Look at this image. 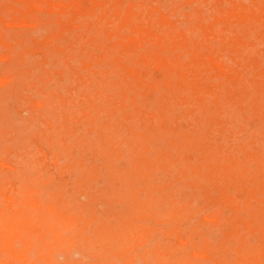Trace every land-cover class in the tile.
Returning a JSON list of instances; mask_svg holds the SVG:
<instances>
[{"label":"rangeland","instance_id":"374dc122","mask_svg":"<svg viewBox=\"0 0 264 264\" xmlns=\"http://www.w3.org/2000/svg\"><path fill=\"white\" fill-rule=\"evenodd\" d=\"M47 1L63 2V6L0 0V222H10L14 242L12 249L0 243V264H18L20 258L19 264H41L42 260L54 264L53 258L55 264H177L178 260L198 263L201 257L203 264H231L239 245L244 264H264V0ZM248 7L250 11L244 10ZM100 30L105 33L99 34ZM159 170L165 172L160 171L163 177ZM178 185L187 189L180 191ZM120 215L124 222L132 220L143 230L139 239L137 236L123 245L128 252L122 248L121 254L114 244L110 253H105L99 230L116 225ZM43 218L58 225L70 218L72 227L61 229ZM44 221L48 227L42 226ZM48 233L56 236L49 239ZM69 233L76 240L82 239L76 243L74 238L70 247L65 243L63 248L60 240H73ZM236 234L243 238L242 243L234 241ZM248 236L254 240L248 242ZM159 238L164 242L160 244ZM39 245L47 253L39 250ZM14 248L20 253L13 257L16 263L11 256ZM113 250L121 255L113 254ZM244 250H249L248 255ZM193 251L197 252L196 259ZM41 255H47L43 256L46 259Z\"/></svg>","mask_w":264,"mask_h":264},{"label":"bare ground","instance_id":"6f19581e","mask_svg":"<svg viewBox=\"0 0 264 264\" xmlns=\"http://www.w3.org/2000/svg\"><path fill=\"white\" fill-rule=\"evenodd\" d=\"M84 1H85V0H84ZM201 1H202V0H201ZM201 1H200V2H201ZM228 1H229V0H228ZM244 1H245V0H244ZM247 1H248V0H247ZM13 2H14V1H13ZM78 2H79V1H78ZM194 2L197 3V0L194 1ZM207 2H209V1H207ZM210 2H211V1H210ZM210 2H209V5H210ZM27 3H28V2H27ZM33 3H34L35 5H37V4H38V5H48V3H49V4H53L54 6H60V5L63 6V2H62V3L60 2L61 4H57L56 2H53V1L50 2V1H47V0H33ZM86 3H87V2H86ZM103 3H104V1H103ZM118 3H119V2H118ZM120 3H121V2H120ZM191 3H192V2H191ZM191 3H188V4H191ZM198 3H199V2H198ZM204 3H205V2H204ZM204 3H201V4L204 5ZM97 4H98V3H97ZM100 4H101V3H100ZM183 4H184V3H183ZM183 4H182V5H183ZM230 4H231V3H230ZM247 4H248V3H247ZM88 5H89V4H88ZM88 5H87V6H88ZM94 5H95V4H94ZM116 5H117V4H115V6H116ZM251 5H252V4H251ZM253 5H254V4H253ZM23 6H24V5H23ZM115 6H114V7H115ZM117 6H118V5H117ZM117 6H116V7H117ZM199 6H200V5H199ZM205 6L207 7V5H205ZM232 6H233V5H232ZM50 7H51V6H50ZM65 7H66V5H65ZM84 7H85V6H84ZM93 7H94V6H93ZM116 7H115V9H116ZM239 7H240V6H239ZM253 7H254V6H253ZM122 8H124V7H122ZM230 8H231V7H230ZM263 8H264V7H263ZM62 9H63V7L61 8V10H62ZM65 9H66V8H65ZM88 9H89V8H88ZM127 9H129V7H128ZM183 9H184V8H183ZM185 9H186V8H185ZM207 9H208V8H207ZM212 9H213V8H212ZM243 9H244V8H243ZM247 9H248V10H247ZM247 9L245 8L244 10H246V11H250L249 7H248ZM255 9H256V6H255ZM258 9H259V8H258ZM37 10H41V9H38V8H37ZM37 10H36V11H37ZM86 10H87V8H86ZM94 10H95V9H94ZM116 10H117V9H116ZM125 10H126V9H125ZM208 10H209V9H208ZM213 10H214V9H213ZM237 10H239V9H237ZM32 11H33V10H32ZM50 11H52V10H50ZM66 11H67V9H66ZM66 11H65V12H66ZM84 11H85V9H84ZM114 11H115V10H114ZM209 11H210V10H209ZM209 11H208V12H209ZM215 11H218V10H215ZM14 12H15V11H14ZM70 12H72V11H70ZM91 12H92V11H91ZM105 12H106V11H105ZM119 12H120V11H119ZM208 12H207V13H208ZM224 12H225V11H224ZM224 12H223L222 15L226 14V13H224ZM238 12H239V11H238ZM16 13H17V11H16ZM96 13H97V12H96ZM115 13H116V11H115ZM219 13H220V12H218L217 14H219ZM88 14H89V13H88ZM103 14H104V13H103ZM116 14H117V13H116ZM122 14H123V13H122ZM125 14H126V13H125ZM157 14H158V13H157ZM182 14H183V13H182ZM188 14H189V13H188ZM190 14H192V13H190ZM193 14H194V13H193ZM193 14H192V15H193ZM220 14H221V13H220ZM71 15H72V14H71ZM84 15H85V14H84ZM93 15H94V14H93ZM100 15H101V14H100ZM126 15H128V14H126ZM226 15H228V14H226ZM226 15H225V16H226ZM190 16H191V15H190ZM193 16H194V15H193ZM210 17H212V15H210ZM226 17H227V16H226ZM240 17H241V16H240ZM76 18H77V17H76ZM190 18H193V17L191 16ZM212 18H213V17H212ZM231 18H234V17H231ZM248 18H249V16H248ZM262 18L264 19V17H262ZM4 19H5V18H4ZM35 19H36V18H35ZM39 19H40V18H39ZM123 19L125 20V18H122V20H123ZM206 19H207V18H206ZM208 19H209V18H208ZM208 19H207V20H208ZM241 19H242V18H241ZM160 20H161V19H160ZM207 20H204V21H207ZM35 21H36V20H35ZM39 21H40V20H39ZM83 21H84V20H83ZM132 21H133V20H132ZM132 21H131V22H132ZM189 21H192V20H189ZM238 21H240V19H239ZM238 21H237V22H238ZM247 21H248V19H247ZM247 21H246V22H247ZM253 21H254V18H253ZM73 22H74V21H73ZM108 22H110V21H108ZM127 22H128V21H126V23H127ZM131 22H130V23H131ZM187 22H188V20H187ZM244 22H245V21H244ZM259 22H260V21H259ZM76 23H77V22H76ZM112 23H113V22H112ZM119 23H120V22H119ZM119 23H118V24H119ZM241 23H242V22H241ZM106 24H107V23H106ZM108 24H109V23H108ZM115 24H116V23H115ZM128 24H129V22H128ZM134 24H136V21L134 22ZM245 24H246V23H245ZM82 25H83V24H82ZM109 25H110V24H109ZM121 25H123V21H122ZM130 25H131V24H130ZM216 25H217V24H216ZM55 26H56V25H55ZM83 26H84V25H83ZM91 26H92V25H91ZM91 26H90V27H91ZM103 26H105V25H103ZM131 26H132V25H131ZM134 26H135V25H134ZM136 26H137V25H136ZM239 26H240V25H239ZM122 27H123V26H122ZM187 27H188V26H187ZM187 27H186V28H187ZM195 27H196V26H195ZM217 27H218V26H217ZM103 28H104V27H103ZM103 28H102V29H103ZM128 28H129V27H128ZM184 28H185V27H184ZM196 28H197V27H196ZM205 28H206V27H205ZM215 28H216V27H215ZM255 28H256V26H255ZM258 28H259V27H258ZM59 29H60V28H59ZM74 29H75V28H74ZM76 29H77V28H76ZM100 29H101V27H100ZM111 29H112V28H111ZM113 29H114V27H113ZM113 29H112V30H113ZM119 29H120V28H119ZM187 29H188V28H187ZM81 30H82V29H81ZM114 30H116V29H114ZM129 30H131V29L129 28ZM137 30H138V28H137ZM185 30H186V29H185ZM254 30H255V29H254ZM58 31H59V30H58ZM70 31H71V30H70ZM135 31H136V30H135ZM189 31H190V29H188V32H189ZM194 31H195V30H194ZM250 31H252V30H250ZM6 32H7V30H6ZM6 32H5V33H6ZM8 32H9V30H8ZM101 32H103V31L100 30V33H99V34H102ZM107 32H108V31H107ZM116 32H117V30H116ZM118 32H119V31H118ZM118 32H117V33H118ZM131 32H132V31H131ZM133 32H134V31H133ZM136 32H137V31H136ZM201 32H202V31H201ZM233 32H234V31H233ZM13 33H14V32H13ZM63 33H64V32H63ZM103 33H105V31H104ZM203 33H204V32H203ZM8 34H10V33H8ZM8 34H7V36L10 38L11 35L9 36ZM11 34H12V33H11ZM187 34H188V33H187ZM195 34H196V33H195ZM233 34L235 35V32H234ZM236 34H237V33H236ZM19 35H20V34H19ZM19 35H18V36H19ZM21 35H23V34H21ZM50 35H51V34H50ZM103 35H105V34H103ZM121 35H122V34H121ZM190 35H191V34H190ZM262 35H263V34H262ZM23 36H24V35H23ZM188 36H189V35H188ZM194 36H195V35H194ZM194 36H193V37H194ZM199 36H200V35H199ZM226 36H227V35H226ZM86 37H87V36H86ZM123 37H124V36H123ZM195 37H196V36H195ZM207 37H208V36H207ZM210 37H212V35H210ZM242 37H243V36H242ZM242 37H241V38H242ZM57 38H58V37H57ZM60 38H61V37H60ZM104 38H105V37H104ZM112 38H113V37H112ZM116 38H117V37H116ZM116 38H115V39H116ZM131 38H132V37H131ZM185 38H186V37H185ZM228 38H229V37H228ZM231 38H232V36H231ZM54 39H55V38H54ZM88 39H89V38H88ZM107 39H108V38H107ZM109 39H110V38H109ZM119 39H120V37H119ZM121 39H122V38H121ZM123 39H124V38H123ZM123 39H122V40H123ZM201 39H202V38H201ZM234 39H235V38H234ZM242 39H243V38H242ZM8 40H10V39H8ZM36 40H37V39H36ZM36 40H35V42H36ZM50 40H51V39H50ZM62 40H63V38H62ZM62 40H61V41H62ZM134 40H135V39H134ZM189 40H190V39H189ZM220 40H221V39H220ZM12 41H14V39H12ZM38 41H40V39H39ZM120 41H121V40H120ZM126 41H127V40H126ZM132 41H133V40H132ZM137 41H138V40H137ZM195 41H196V40H195ZM62 42H63V41H62ZM116 42H117V41H116ZM118 42H119V40H118ZM187 42H189V41H187ZM196 42H197V41H196ZM248 42H249V41H246V44H248ZM24 43H25V41H24ZM60 43H61V42H60ZM63 43H64V42H63ZM78 43H79V42H78ZM190 43H191V40H190L189 44H190ZM241 43H242V42H241ZM7 44H8V43H7ZM57 44H58V43H57ZM118 44H119V43H118ZM120 44H121V43H120ZM191 44H192V43H191ZM9 45L11 46V44H9ZM61 45H62V44H61ZM61 45H60V47H62ZM111 45H113V44H111ZM125 45H126V44H125ZM232 45H233V44H232ZM236 45H237V44H236ZM242 45L244 46V44H242ZM242 45H240V47H241ZM248 45H249V44H248ZM248 45H247V46H248ZM6 46H7V45H6ZM23 46H24V45H23ZM94 46H95V45H94ZM101 46H102V45H101ZM191 46H192V45H191ZM191 46H189V48H191ZM253 46H254V45H253ZM259 46H260V45H259ZM12 48H13V47H12ZM12 48H11V50H12ZM29 48H30V47H29ZM89 48H90V47H89ZM121 48H122V47H121ZM123 48H124V47H123ZM123 48H122V49H123ZM133 48H134V47H133ZM197 48H198V47H197ZM218 48H219V47H218ZM244 48H245V47H244ZM247 48H248V47H246L245 49H247ZM254 48H256V47H254ZM257 48H258V47H257ZM62 50H63V49H62ZM66 50H67V49H66ZM66 50H64V51H66ZM120 50H121V49H120ZM128 50H129V49H128ZM128 50H127L126 52H128ZM21 51H22V50H21ZM95 51H96V50H95ZM123 51H124V50H123ZM123 51H122V52H123ZM255 51H256V50H255ZM73 52H74V51H73ZM75 52H76V51H75ZM20 53H21V52H20ZM103 54H104V53H103ZM122 54H123V53H122ZM58 55H59V54H58ZM78 55H79V54H78ZM107 55H108V54H107ZM214 55H215V54H214ZM261 55H262V53H261ZM129 56H130V55H129ZM25 57H26V56H25ZM104 57H105V56H104ZM204 57H205V56H204ZM206 57H207V56H206ZM54 58H55V56H54ZM100 58H101V57H100ZM128 58H129V57H128ZM25 59H26V58H25ZM49 59H50V57H49ZM103 59H104V58H103ZM106 59H107V58H106ZM213 59H214V58H213ZM67 60H68V59H67ZM93 60H94V59H93ZM210 60H211V59H210ZM226 60H228V59H226ZM57 61H58V60H57ZM75 61H76V60H75ZM120 61H121V60H120ZM262 61H263V60H262ZM252 62H253V61H252ZM259 62H260V61H259ZM24 63H25V62H24ZM208 63H210V61H208ZM213 63H214V61H213ZM262 63H263V62H262ZM12 64H14V63H12ZM251 64H252V63H251ZM251 64H250V65H251ZM29 65H30V64H29ZM98 65H99V64H98ZM103 65H104V64H103ZM106 65H107V64H106ZM230 65H231V64H230ZM232 65H236V63H235V64H232ZM263 65H264V64H263ZM33 66L35 67V65H32V67H33ZM107 66H108V65H107ZM28 67H29V66H28ZM63 67H64V66H63ZM29 68H30V67H29ZM61 68H62V67H61ZM97 68H98V67H97ZM102 68H103V67H102ZM247 68H252V67L248 66ZM33 69H34V68H33ZM211 69H212V68H211ZM212 70H213V69H212ZM196 71H197V70H196ZM25 72H26V69H25ZM190 72H191V71H190ZM210 72H211V71H210ZM250 72H252V71H250ZM26 73H27V72H26ZM35 73H36V72H35ZM90 73H91V72H90ZM105 73H106V72H105ZM108 73H109V72H108ZM184 73H185V72H184ZM97 74H98V73H97ZM116 74H117V73H116ZM194 74H195V73H194ZM255 74H256V73H255ZM258 74H259V73H258ZM262 74H263V73H262ZM262 74H261V75H262ZM21 75H22V74H21ZM21 75H20V76H21ZM25 75H26V74H25ZM27 75H28V74H27ZM101 75H102V74H101ZM219 75H220V74H219ZM219 75H218V76H219ZM246 75H247V74H246ZM18 76H19V75H18ZM20 76H19V77H20ZM67 76H68V75H67ZM19 77H18V78H19ZM30 77H31V76H30ZM64 77H65V76H64ZM111 77H112V75H111ZM113 77H114V76H113ZM215 77H216V76H215ZM221 77H222V76H221ZM225 77H226V76H225ZM225 77H224V78H225ZM252 77H253V76H252ZM22 78H23V75H22ZM24 78H26V77H24ZM65 78H66V77H65ZM65 78H64L63 80H66ZM84 78H85V77H84ZM19 79H20V78H19ZM19 79H18V80H19ZM28 79H29V78H28ZM28 79H27V80H28ZM96 79H97V78H96ZM213 79H214V78H213ZM245 79H246V77H245ZM22 80H23V79H22ZM69 80L71 81L72 79L69 78ZM97 80H98V79H97ZM103 80H104V79H103ZM229 80H230V79H229ZM12 81H14V80H12ZM225 81H226V80H225ZM232 81H233V80H232ZM249 81H250V80H249ZM58 82H59V81H58ZM61 82H62V81H61ZM64 82H65V81H64ZM229 82H230V81H229ZM252 82H253V81H252ZM42 83H43V82H42ZM68 83H69V82H68ZM185 83H186V82H185ZM47 84H48V83H47ZM55 84H56V83H55ZM57 84H58V83H57ZM62 84H63V83H62ZM65 84H66V83H65ZM65 84H64V86H65ZM259 84H260V83H259ZM36 85H37V84H36ZM38 85H39V82H38ZM66 85H67V84H66ZM245 85H246V84H245ZM247 85H248V84H247ZM10 86H12V85H10ZM17 86H18V85H17ZM99 86H100V85H99ZM245 87H246V86H245ZM43 88H44V87H43ZM59 89L61 90V88H59ZM248 89H249V87H248ZM254 89H255V88H254ZM26 90H27V89H26ZM32 90H34V89H32ZM54 90H55V88H54ZM54 90H53V91H54ZM260 90H261V89H260ZM44 91H45V90H44ZM62 91H63V90H62ZM261 91H262V90H261ZM26 92H28V91H26ZM88 92H90V91L88 90ZM50 93H51V92H50ZM50 93L48 92L47 94H50ZM53 93H54V92H53ZM55 93H56V92H55ZM83 93H84V92H83ZM102 93H103V92H102ZM209 93H210V92H209ZM51 94H52V93H51ZM250 94H251V93H250ZM32 95H33V94H32ZM98 95H99V94H98ZM251 95H252V94H251ZM243 96H244V95H243ZM249 96H250V95H249ZM49 97H50V96H49ZM220 97H221V96H220ZM256 98H257V97H256ZM9 99H10V98H9ZM6 100H7V99H6ZM96 100H97V99H96ZM107 100H108V98H107ZM219 100H220V99H219ZM223 100H224V99H223ZM250 100H251V99H250ZM67 101H68V100H67ZM69 101H70V100H69ZM99 101H100V100H99ZM111 101H112V100H111ZM253 101H254V99H253ZM107 102H108V101H107ZM222 102H223V101H222ZM55 103H56V102H55ZM109 103H110V102H109ZM231 103H232V102H231ZM68 104H69V102H68ZM234 104H235V103H234ZM77 105H78V104H77ZM77 105H76V106H77ZM222 105H223V104H222ZM235 105H236V104H235ZM52 106H53V105H52ZM110 106H111V104H110ZM226 106H227V105H226ZM65 107H66V106H65ZM3 108H4V107H3ZM55 108H56V107H55ZM4 109H5V108H4ZM8 109H9V108H8ZM118 109H119V108H118ZM2 110H3V109H2ZM2 110H1V111H2ZM227 110H228V109H227ZM1 111H0V112H1ZM7 111H8V110H7ZM97 111H98V110H97ZM119 111H120V109H119ZM230 111H231V110H230ZM233 112H234V111H233ZM98 113H99V112H98ZM139 113H140V112H139ZM229 113H230V112H229ZM239 113H240V112H239ZM221 114H222V113H221ZM232 114H233V113H232ZM14 115H15V114H14ZM59 115H60V114H59ZM59 115H58V116H59ZM29 116H30V115H29ZM237 116H238V115H237ZM256 116H257V115H256ZM49 117H50V115H49ZM220 117H221V116H220ZM226 117H227V116H226ZM243 117H244V116H243ZM15 118H16V116H15ZM51 118H52V117H51ZM83 118H84V117H83ZM230 118H231V117H230ZM230 118H229V119H230ZM233 118H234V117H233ZM235 118H236V117H235ZM248 118H249V117H248ZM52 119H53V118H52ZM60 119H61V116H60ZM224 119H225V118H224ZM244 119H246V118H244ZM1 120H3V119H1ZM18 120H20V119L18 118ZM21 120H22V119H21ZM33 120H34V119H33ZM81 120H83V119H80V121H81ZM85 120H86V117H85ZM97 120H98V119H97ZM124 120H125V119H124ZM129 120H130V119H129ZM140 120H141V119H140ZM263 120H264V119H263ZM34 121H35V120H34ZM56 121H57V120H56ZM237 121H238V120H237ZM25 122H26V121H25ZM54 122H55V120H54ZM66 122H67V121H66ZM68 122H69V121H68ZM71 122H72V121H71ZM38 123H39V122H38ZM69 123H70V122H69ZM32 124H33V123H32ZM32 124H30V125H32ZM247 124H248V123H247ZM41 125H42V124H41ZM94 125H95V124H94ZM216 125H217V124H216ZM121 126H122V125H121ZM143 126H144V125H143ZM146 126H147V125H146ZM184 126H185V125H184ZM230 126H231V125H230ZM62 127H63V125H62ZM75 127H76V126H75ZM123 127H124V126H123ZM233 127H234V126H233ZM242 127H243V126H242ZM7 128H8V126H7ZM52 128H53V126H52ZM63 128H64V127H63ZM71 128H72V127H71ZM185 128H186V127H185ZM5 129H6V128H5ZM9 129H10V128H9ZM11 129H12V127H11ZM33 129H34V128H33ZM85 129H86V128H85ZM186 129L188 130V128H186ZM21 130H23V129H21ZM24 130H25V129H24ZM46 130H47V129H46ZM57 130H59V129L57 128ZM149 130H150V129H149ZM255 130H256V129H255ZM259 130H260V128H259ZM27 131H28V129H27ZM51 131H52V130H51ZM190 131H191V130H190ZM225 131H226V130H225ZM238 131H239V130H238ZM243 131H244V130H243ZM12 132H13V131H12ZM31 132H33V131H31ZM45 132H46V131H45ZM60 132H61V131H60ZM68 132H69V131H68ZM244 132H245V131H244ZM250 132H251V131H250ZM238 133H239V132H238ZM78 134H79V133H78ZM78 134H77V135H78ZM240 134H241V133H240ZM82 135H83V134H82ZM161 135H162V134H161ZM215 135H216V134H215ZM238 135H239V134H238ZM122 136H123V135H122ZM216 136H217V135H216ZM28 137H29V136H28ZM68 137H70V136H68ZM85 137H86V135H85ZM171 137H172V136H171ZM174 137H175V136H174ZM232 137H233V136H232ZM5 138H6V137H5ZM95 138H96V137H95ZM115 138H116V136H115ZM134 138H138V137H134ZM163 138H164V137H163ZM246 138H247V136H246ZM28 139H29V138H28ZM42 139H43V138H42ZM97 139H98V138H97ZM221 139H222V137H221ZM65 140H66V139H65ZM237 140H238V138H237ZM53 141H54V140H53ZM69 141H70V140H69ZM90 141H91V140H90ZM134 141H135V140H134ZM158 141H160V140L158 139ZM225 141H226V140H225ZM156 142H157V141H156ZM214 142H215V141H214ZM234 142H235V141H234ZM66 143H67V142H66ZM96 143H97V142H96ZM123 143H124V142H123ZM134 143H135V142H134ZM134 143H133V144H134ZM149 143H150V142H149ZM246 143H247V140H246ZM54 144H55V143H54ZM151 144H152V143H151ZM163 144H164V143H163ZM163 144H161V146H162ZM173 144H174V143H173ZM175 144H176V143H175ZM225 144H226V143H225ZM236 144H237V143H236ZM249 144H250V143H249ZM254 144H255V143H254ZM262 144H263V143H262ZM21 145H22V144H21ZM23 145H24V144H23ZM23 145H22V146H23ZM31 145H32V144H31ZM237 145H238V144H237ZM250 145H251V144H250ZM22 146H21V147H22ZM53 146H54V145H53ZM56 146H57V145H56ZM86 146H87V145H86ZM150 146H151V145H150ZM174 146H175V145H174ZM213 146H214V145H213ZM232 146H233V145H232ZM30 147H32V146H30ZM119 147H120V146H119ZM124 147H125V146H124ZM158 147H159V145H158ZM185 147H186V146H185ZM225 147H226V145H225ZM248 147H249V146H248ZM24 148H25V147H24ZM174 148H175V147H174ZM254 148H255V147H254ZM110 149H111V148H110ZM164 149H165V148H164ZM171 149H172V148H171ZM178 149H179V148H178ZM230 149H231V148H230ZM252 149H253V148H252ZM169 150H170V149H169ZM174 150H175V149H174ZM209 150H211V149H209ZM213 150H214V149H213ZM255 150H256V149H255ZM65 151H66V150H65ZM127 151H128V150H127ZM172 151H173V150H172ZM201 151H202V150H201ZM234 151L236 152V150H234ZM66 152H67V151H66ZM173 152H174V151H173ZM231 152H232V150H231ZM240 152H241V151H240ZM240 152H237V154H239ZM126 153H127V152H126ZM166 153H168V152H166ZM175 153H176V152H175ZM52 154H53V153H52ZM52 154H51V155H52ZM132 154H133V153H132ZM149 154H150V152H149ZM155 154H156V153H155ZM183 154H184V153H183ZM216 154H217V153H216ZM217 155H218V154H217ZM261 155H263V154H261ZM165 156H166V155H165ZM172 156H173V155H172ZM212 156H213V155H212ZM5 157H6V156H5ZM95 157H96V156H95ZM242 157H243V155H242ZM244 157H245V156H244ZM59 158H60V157H59ZM64 158H65V156H64ZM129 158H130V156H129ZM180 158H181V157H180ZM237 158H238V157H237ZM245 158H247V157H245ZM20 159H21V158H20ZM88 159H89V158H88ZM96 159H97V158H96ZM164 159H166V158L164 157ZM240 159H241V156H240ZM240 159H239V160H240ZM5 160H6V158H5ZM24 160H25V159H23V161H24ZM61 160H62V156H61ZM61 160H60V161H61ZM121 160L123 161V160H125V159L123 158V159H121ZM190 160H191V159H190ZM206 160H207V159H206ZM212 160H214V159H212ZM219 160H221V159H219ZM6 161H7V160H6ZM23 161H22V162H23ZM54 161H55V160H54ZM62 161H63V160H62ZM95 161H96V160H95ZM118 161H119V160H118ZM118 161H116V162H118ZM181 161H182V160H181ZM192 161H193V160H192ZM237 161H238V160H237ZM259 161H260V160H259ZM2 162H3V161H2ZM84 162H85V161H84ZM179 162H180V161H179ZM250 162H251V161H250ZM250 162H248V163H250ZM29 163H31V162H29ZM85 163H86V162H85ZM125 163H126V162H125ZM167 163H168V162H167ZM169 163H170V162H169ZM169 163H168V165H169ZM176 163H177V162H176ZM241 163H242V161H241ZM244 163H245V162H243V164H244ZM38 164H39V163H38ZM238 164H239V163H238ZM6 165H7V164H6ZM123 165L125 166L126 164H123ZM168 165H167V166H168ZM171 165H172V163H171ZM171 165H169V167H170ZM248 165H250V164H248ZM248 165H247V166H248ZM172 166L175 167V164L172 165ZM181 166H182V165H181ZM241 166H242V165H241ZM10 167H11V165H10ZM79 167H80V166H79ZM157 167H158V166H157ZM186 167H187V166H186ZM32 168H33V166H32ZM238 168H239V166H238ZM252 168H255V167H252ZM33 169H34V168H33ZM100 169H101V168H100ZM122 169H123V168H122ZM155 169H156V167H155ZM101 170H102V169H101ZM202 170H203V169H202ZM160 171H161V170H159V173H160ZM173 171H175V169H173ZM173 171H172V172H173ZM187 171H188V170H187ZM21 172H22V171H21ZM74 172H75V170H74ZM76 172H77V171H76ZM86 172H88V171H86ZM155 172H158L157 169H156ZM155 172H154V173H155ZM162 172H164V171H161V173H162ZM188 172H189V171H188ZM44 173H45V172H44ZM161 173H160V174H161ZM164 173H165V172H164ZM259 173H260V171H259ZM157 174H158V173H157ZM43 175H44V174H43ZM256 175H257V174H256ZM46 176H47V175H46ZM161 176H162V174H161ZM172 176H173V175H172ZM180 176H181V174H180ZM190 176H191V175H190ZM195 176H196V175H195ZM198 176H199V175H198ZM162 177H163V176H162ZM196 177H197V176H196ZM149 178H150V176H149ZM172 178H173V177H172ZM198 178H199V177H198ZM259 178H260V177H259ZM259 178H258V179H259ZM156 179H157V178H156ZM158 179H160V178H158ZM184 179H185V178H184ZM255 179H256V178H255ZM26 180H27V178H26ZM139 180H140V179H139ZM160 180H161V179H160ZM162 180H163V179H162ZM167 180H168V178H167ZM206 180H207V179H206ZM256 180H257V179H256ZM27 181H28V180H27ZM155 181H156V180H155ZM175 181H176V180H175ZM199 181H200V179H199ZM258 181H259V180H257V183H258ZM48 182H49V181H48ZM93 182H94V181H93ZM118 182H119V181H118ZM157 182H158V181H157ZM161 182H162V181H161ZM172 182H174V181H172ZM204 182H205V181H204ZM233 182H234V181H233ZM246 182H247V180H246ZM246 182H245L244 184H248L247 186H253V184L251 185L250 182H249V183H246ZM253 182H254V180H253ZM253 182H252V183H253ZM101 183H103V182H101ZM176 183H177V182H175V184L173 183V186L175 185L174 187H176ZM207 183H208V182H207ZM220 183H221V182H220ZM234 183H235V182H234ZM236 183L238 184V182H236ZM51 184H52V183H51ZM136 184H137V183H136ZM178 184H179V183H178ZM258 184H259V183H258ZM47 185H49V183H48ZM255 185H256V184H255ZM51 186H52V185H51ZM68 186H69V185H68ZM170 186H172V184H171ZM178 186H179V185H178ZM178 186H177V187H178ZM225 186H226V185H225ZM239 186H241V184H238V187H239ZM174 187H172V188L175 190ZM183 187H185V186H183ZM233 187H234V186H233ZM235 187H237V186L235 185ZM238 187H237V188H238ZM46 188H47V187H46ZM50 188H51V187H50ZM181 188H182L181 186L178 187V189H180V191H181ZM185 188H186V187H185ZM241 188H242V187H241ZM241 188H240V190H241ZM8 189H10V188H8ZM167 189H168V188H167ZM167 189H165V190H167ZM182 189H183L182 191H184V190H186L187 188H186V189L182 188ZM188 189H189V188H188ZM212 189H213V188H212ZM226 189H227V188H226ZM235 189H236V188H235ZM43 190H46L45 187H44ZM47 190H48V189H47ZM47 190H46V191H47ZM67 190H68V188H67ZM190 190H191V189H190ZM190 190H189V191H190ZM194 190H195V189H194ZM198 190H199V189H198ZM227 190H230V189H227ZM246 190H247V189H246ZM10 191H12V190L10 189ZM16 191H17V190H16ZM46 191H45V194H46ZM180 191H179V193H181ZM195 191H196V190H195ZM259 191H260V190H259ZM141 192H142V191H141ZM143 192H144V191H143ZM175 192L177 193V191H174V193H175ZM211 192H213V190H211ZM215 192H216V191H215ZM228 192H229V191H228ZM247 192H248V191H247ZM253 192H254V191H253ZM15 193H17V192H15ZM156 193H157V191H156ZM198 193H200V192L198 191ZM198 193H197V194H198ZM231 193H232V192H231ZM242 193H243V192H242ZM248 193H249V192H248ZM13 194H14V193H12V196L10 195L9 197H13ZM36 194H37V193H36ZM43 194H44V193H43ZM43 194H41V195H43ZM85 194H86V193H85ZM141 194H144V193H141ZM182 194H184V193H182ZM190 194H191V193H190ZM190 194H189V195H190ZM197 194L195 195L194 200L196 199ZM176 195H177V194H176ZM184 195H185V194H184ZM233 195H234V194H233ZM250 195H251V194H250ZM141 196H142V195H141ZM185 196H186V195H185ZM234 196H236V195H234ZM244 196H245V195H244ZM170 197H171V196H170ZM177 197H178V196H177ZM181 197H182V196H181ZM181 197H180V195H179V198H181ZM186 197H187V196H186ZM252 197H253V196H252ZM258 197H259V196H258ZM2 198H3V196H2ZM15 198H16V197H15ZM148 198H149V197H148ZM148 198H147V199H148ZM188 198H189V196H188ZM200 198H201V197H200ZM237 198H238V197H237ZM237 198H236V199H237ZM240 198H241V197H240ZM262 198H263V197H262ZM11 199H12V198H11ZM11 199H10V200H11ZM43 199H44V195H43L42 200H43ZM185 199H186V198H185ZM185 199H184V200H185ZM242 199H243V198H242ZM242 199H241V201H242ZM253 199H254V198H253ZM21 200H23V199H21ZM27 200H28V199H27ZM27 200H26V201H27ZM29 200H30V199H29ZM166 200H168V199H165L164 201H166ZM182 200H183V199H182ZM202 200H203V198H202ZM250 200H251V199H250ZM255 200H256V199H255ZM261 201H262V200H261ZM22 202H23V201H22ZM155 202H157V201H155ZM167 202H168V201H166V204H168ZM253 202H254V201H253ZM256 202H257V201H256ZM256 202H255V203H256ZM262 202H264V201H262ZM262 202H261V203H262ZM5 203L7 204V201H6ZM16 203H17V202H16ZM99 203H100V202H99ZM102 203H103V202H102ZM102 203H100V204H101V205H104V204H102ZM162 203L164 204L165 202H162ZM175 203H177V201H176ZM194 203H197V201H194ZM241 203H242V202H241ZM241 203H240V204H241ZM2 204H3V203H2ZM12 204H13V203H12ZM31 204H32V203H31ZM157 204H159V203L157 202ZM197 204H198V203H197ZM204 204H205V203H204ZM27 205H29V204L27 203ZM87 205H88V204H87ZM98 205H99V204H98ZM101 205H100V207H101ZM241 205H242V204H241ZM13 206H14V205H13ZM104 206H105V205H104ZM153 206H154V205H153ZM162 206H164V205H162ZM209 206H210V205H209ZM215 206H216V205H215ZM3 207H5V205H3L2 208H3ZM98 207H99V206H98ZM138 207H140V206H138ZM157 207H158V205H157ZM166 207H167V205H166ZM169 207H170V206H169ZM169 207H168V208H169ZM213 207H214V206H212L211 208H213ZM241 207H242V206H241ZM33 208H34V207H33ZM33 208H32V209H33ZM136 208H137V207H136ZM153 208H154V207H153ZM155 208H156V205H155ZM220 208H221V207H220ZM220 208H219L218 211H220ZM247 208H248V207H247ZM9 209H10V206H9ZM23 209H24V208H23ZM102 209H103V206H102ZM149 209H150V208H149ZM156 209H157V208H156ZM185 209H186V208H185ZM201 209H202V208H201ZM227 209H228V208H227ZM227 209H226V210H227ZM240 209H241V208H239V211H242V210H240ZM248 209H249V208H248ZM259 209H260V208H259ZM25 210H26V208H25ZM25 210H24V211H25ZM28 210H29V208L27 209V212H28ZM78 210H79V209H78ZM224 210H225V209L223 208V212H225ZM257 210H258V209H257ZM18 211H19V210H18ZM22 211H23V210H22ZM136 211H137V210H136ZM186 211H187V209H186ZM202 211H203V213H204L205 210L203 209ZM227 211H228V210H227ZM227 211H226V212H227ZM229 211H230V210H229ZM157 212H158V210H157ZM200 212H201V211H200ZM200 212H199V214H200ZM223 212H222V214H223ZM226 212H225V213H226ZM246 212H247V211H246ZM7 213H8V212H7ZM24 213H25V212H24ZM77 213H78V211H77ZM99 213H100V211H99ZM220 213H221V212H220ZM229 213H230V212H229ZM229 213H226V214H229ZM241 213H242V212H241ZM9 214L11 215V213H9ZM16 214H17V213H16ZM32 214L34 215L33 210H32L31 215H32ZM83 214H84V213H83ZM197 214H198V213H197ZM4 215H5V214H4ZM21 215H22V214H21ZM31 215H30V218H31V219L29 218L30 220H32ZM36 215H37V214H36ZM39 215H40V214H39ZM126 215H127V214H126ZM164 215H165V214H164ZM2 216H3V215H2ZM5 216H6V215H5ZM17 216H19V215H17ZM82 216H83V215H82ZM121 216H123V215H120V216H118V217H121ZM198 216H199V215H198ZM204 216H205V215H204ZM263 216H264V215H263ZM13 217H14V216H13ZM19 217H20V216H19ZM26 217H27V216H26ZM26 217L24 216V217H22V218H25V219L28 220V218H26ZM33 217H34V216H33ZM35 217H36V216H35ZM87 217H88V215H87ZM106 217H107V216H106ZM194 217L196 218V213H195V215L193 216V218H194ZM245 217L247 218V213H246V216H245ZM255 217H256V215H255ZM6 218H7V217H6ZM39 218H42V217L40 216ZM109 218H111V217H109ZM109 218H108V219H109ZM212 218H214V217H212ZM246 218H245V219H246ZM10 219H11V218H10ZM12 219H13V218H12ZM35 219H36V218H33V220H35ZM43 219L45 220V218H43ZM43 219H42V220H43ZM0 220H1V216H0ZM5 220H6V219H5ZM27 220H24L25 224H26ZM30 220L28 221L29 223H30ZM49 220H50V219H49ZM49 220H48V218H47L45 221H49ZM53 220H54V219H53ZM124 220H125V219H122V217H121L120 220H119L120 222L116 223V225H114V226H109V227H108V230H107V229L99 230L98 235H102L101 238H102V240H103L102 244H103V246H104V249H105L104 252H105V253H107V251H108V253H110V251H109V250H110V245H114V244H115L116 247H117L116 251H117L118 249H121V254H123V249H124L123 245L127 246L126 244H129L131 240L136 239L137 236H138L137 239H139V235L141 234V231H142L143 229H142V228H141V229L138 228V225H137V224H134V223L132 222V220L127 221V222H124ZM192 220H193V219H192ZM192 220H191V221H192ZM207 220H208V219H207ZM242 220H243V219H242ZM255 220H256V218H255ZM3 221H4V220H3ZM14 221H16V220H15V217H14ZM21 221H22V219L20 220V222H21ZM45 221H44L43 223H46V225H42V226H45V227H46V226L49 225V224H47V222H45ZM61 221H62V224L60 223L59 225L56 224V222H55V223H54L53 221H52V222H53L54 224H56V226H58V227L60 226V228H61V226L64 227V226L66 225V226L69 227V226L71 225V223H70V218H64V219L61 220ZM80 221H81V220H80ZM97 221H99V220H97ZM144 221H145V220H144ZM146 221H147V220H146ZM174 221H175V220H174ZM184 221H185V219H184ZM8 222H9V221H8ZM24 222H23V223H24ZM31 222H32V221H31ZM37 222H38V221H37ZM40 222H41V219H40ZM49 222H50V224L52 223L51 220H50ZM49 222H48V223H49ZM113 222H114V221H113ZM213 222H214V221H213ZM3 223L5 224L6 222H3ZM12 223L14 224V222H12ZM16 223H18V222H16ZM29 223H28V225H29ZM32 223H33V222H32ZM35 223H36V222H35ZM35 223H34V225H35ZM53 223H52V224H53ZM92 223H94V221H92ZM4 224H1V222H0V239H1V242H0V243H2V244H3L5 247H7V249H8V248H11V247H12V242H13V236H12V235H13V230H12V228H10V227H12V226H10V222H9V224H8V223H6V225H4ZM88 224H89V226H90V223H88ZM152 224H153V223H152ZM154 224H155V223H154ZM163 224H164V223H163ZM183 224H184V222H183ZM183 224H182V225H183ZM236 224L238 225V223H236ZM236 224H235V227L237 228ZM22 225H23V228H24L25 225H24V224H22ZM30 225H31V224H30ZM30 225H29V226H30ZM79 225H80V224H79ZM182 225H181V226H182ZM201 225H202V224H201ZM249 225H250V222H249ZM2 226H4L5 228L2 227ZM17 226H18V225L16 224V227H17ZM19 226H20V224H19ZM29 226H28V227H29ZM36 226H38V225H36ZM54 226H55V225H54ZM54 226H53V227H54ZM73 226H74V225H73ZM89 226H88V227H89ZM242 226H243V225H242ZM246 226H247V224H246ZM1 227L4 228L5 231H4V230L2 231V228H1ZM16 227H15L14 230H16ZM20 227H21V226H20ZM26 227H27V226H26ZM47 227H48V226H47ZM50 227H51V226H50ZM63 227H62V228H63ZM71 227H72V225H71ZM74 227H75V226H74ZM203 227H204V226H203ZM211 227H212V226H211ZM247 227H248V226H247ZM31 228H32V226H31ZM31 228H30V229H31ZM62 228H61V229H62ZM90 228L92 229V228H93V225H92V227H90ZM90 228H89V229H90ZM196 228H197V227H196ZM212 228H213V227H212ZM236 228H235V229H236ZM244 228H245V227H244ZM244 228H242V230H243ZM253 228H254V227H253ZM21 229H22V228H20L19 230H21ZM43 229H44V228H43ZM43 229H42V230H43ZM48 229H49V228H48ZM51 229H52V227H51ZM51 229H50V230H51ZM54 229H55V228H54ZM65 229H66V228H65ZM70 229H74V228H70ZM76 229H77V225H76ZM87 229H88V228H87ZM89 229H88V231H89ZM207 229H208V228H207ZM210 229H211V228H210ZM245 229H246V228H245ZM254 229H255V228H254ZM26 230H27V228L25 229V231H26ZM42 230H41V231H42ZM50 230H49V231H50ZM55 230H56V229H55ZM68 230H69V229H68ZM83 230L86 231V229H83ZM187 230H188V229H187ZM197 230H198V229H197ZM213 230H215V229L213 228ZM239 230H241V228H240ZM242 230H241V231H242ZM52 231H53V230H52ZM157 231H159V230H157ZM157 231H156V232H157ZM208 231H209V230H208ZM18 232H20V231H18ZM37 232H38V231H37ZM37 232H35V233H37ZM45 232L47 233L48 230L45 231ZM54 232L56 233V231H54ZM54 232H53V233H54ZM59 232H60V231H59ZM59 232H58V233H59ZM65 232H66V230H65ZM65 232H64V233H65ZM159 232H160V231H159ZM183 232H184V231H182V233H183ZM209 232H210V231H209ZM215 232H216V230H215ZM217 232L221 233L219 230H218ZM233 232H234V231H233ZM243 232H245V231L243 230ZM243 232H242V233H243ZM253 232H254V231H253ZM263 232H264V231H263ZM29 233H30V232H29ZM38 233L40 234V232H38ZM53 233H52V235H51L50 233L47 234V235L49 236V237H48L49 239L51 238L50 236H52V237H55V236H56V235L53 234ZM62 233H63V232H61L60 234H62ZM74 233H75L74 235H76V230L74 231ZM131 233H133L134 235H131ZM153 233H154V232H153ZM219 233H218V234H219ZM254 233H256V230H255ZM2 234H3V235H2ZM18 234H19V233H18ZM18 234H14V235H17V236H18ZM20 234H21V232H20ZM30 234H32V233H30ZM49 234H50V235H49ZM56 234H57V233H56ZM69 234H71V233H69ZM72 234H73V233H72ZM72 234H71V235H72ZM90 234H91V231H90ZM154 234H155V233H154ZM159 234H160V233H159ZM210 234H211V233H210ZM210 234H208V235H210ZM212 234H214V232H212ZM218 234H216V235H218ZM232 234H234V233H232ZM237 234H238V233H237ZM237 234L234 235V236L237 238V239H235V237H234V241L237 242V240H238L239 243H242V242H243V238H238V235H237ZM240 234H241V233H240ZM245 234H247V233H245ZM40 235H41V234H40ZM43 235H44V234H43ZM53 235H54V236H53ZM66 235H67V234H66ZM152 235H153V234H152ZM249 235H251V233H250ZM262 235H263V234H262ZM17 236H16V237H17ZM21 236H22V235H21ZM21 236L19 235L17 238H19V237H21ZM27 236H30V235H27ZM36 236H37V235H36ZM41 236H42V235H41ZM59 236H60V235H59ZM156 236H157V237H156ZM181 236H182V235H181V233H180V238H182ZM196 236H197V235H196ZM246 236H247V235H246ZM30 237H31V236H30ZM33 237H34V236H33ZM33 237H32V238H33ZM37 237H38V236H37ZM39 237H40V236H39ZM57 237H58V236H57ZM57 237H56V238H57ZM71 237H73V235H72ZM81 237H83L82 234H81ZM93 237H95V236L93 235ZM154 237L158 238V235L155 234ZM159 237H163V236L160 234ZM185 237H186V236H185ZM197 237H198V236H197ZM211 237H212V236L210 235V238H211ZM251 237H252V236H251ZM14 238H15V236H14ZM27 238H28V237H27ZM42 238H44V237H42ZM45 238H46V236H45ZM45 238H44V239H45ZM74 238H75V241H74ZM79 238H80V237H79ZM79 238L76 240V237L74 236V237H73V240H72V239H71V240L69 239V240H67V242L64 241L65 239H64V240H60L59 237H58V239H56V240H58V241L60 240L61 243H59V242H58V243H59L60 245H62L63 248H64V246L66 245L65 243L68 244V245H66V247H70V246H71V245H70V241H74V242L78 243ZM149 238H150V237H149ZM152 238H153V236H152ZM214 238H215V236H214ZM262 238H263V237H262ZM22 239H24V238L22 237ZM38 239H39V238H38ZM54 239H55V238H54ZM54 239H53V240H54ZM80 239H82V238H80ZM86 239H87V238H86ZM182 239H183V238H182ZM212 239H213V238H212ZM212 239H211V240H212ZM248 239H249V236H248ZM251 239H252V241L254 240L253 237H252ZM251 239H249L248 242H249V241L251 242ZM19 240H20V239H19ZM25 240H26V239H25ZM32 240H33V239H30V241H32ZM45 240H47V239H45ZM88 240H89V239H88ZM88 240H87V241H88ZM114 240H116V241H114ZM148 240L152 241L153 239L151 240V238H150V239H148ZM148 240H146V242H148ZM159 240H160V241H159L160 244L164 242V240L161 242L162 239H160V238H159ZM215 240H216V239H215ZM30 241H29V242H30ZM42 241H43V244H44V240H42ZM99 241H101L100 238L98 239V243H99ZM171 241H172V240H171ZM185 241H186V240H185ZM234 241H233V246H235V243H236V242L234 243ZM32 242H33V241H32ZM47 242H48V240H47ZM47 242H46V243H47ZM81 242H82V241H81ZM146 242H145L146 245H147V244L150 245V242H149V243H146ZM168 242H169V241H168ZM213 242H215V241H213ZM229 242H231V241H229ZM21 243H23V241H22ZM30 243H31V242H30ZM34 243H36V242L34 241L33 244H34ZM56 243H57V242H56ZM79 243H80V241H79ZM152 243H153V242H152ZM152 243H151V244H152ZM189 243H190V242H189ZM231 243H232V242H231ZM13 244H14V242H13ZM19 244H20V243H19ZM41 244H42V243H41ZM47 244H48V243H47ZM52 244H54V243H52ZM59 244H58V246H59ZM71 244H72V243H71ZM73 244L75 245V243H73ZM83 244H84V243H83ZM141 244H142V243H141ZM145 244H144V245H145ZM247 244H248V243H247ZM22 245H23V244H22ZM25 245H27L26 242L24 243V246H25ZM44 245H45V244H44ZM44 245H42V246H44ZM48 245H49V244H48ZM76 245H77V244H76ZM76 245H75V247H76ZM78 245H79V244H78ZM81 245H82V243H81ZM100 245H101V244H100ZM146 245H145V246H146ZM149 245H148V246H149ZM188 245H189V244H188ZM37 246H38V245H37ZM37 246H36V247H37ZM39 246H40V249H39V250L43 251L44 248L41 249V248H42L41 245H39ZM55 246H56V244H55ZM92 246H93V245H92ZM148 246H147V247H148ZM78 247H79V246H78ZM97 247H100V246L97 245ZM137 247H138V246H137ZM160 247H161V246H160ZM185 247H186L187 250L189 251V248H188V247H190V245H189L188 247H187V246H185ZM243 247H244V246H243ZM3 248H4V247H3ZM3 248H2V250H4ZM23 248H24V247H23ZM31 248H33V247H31ZM54 248H55V247H54ZM63 248H62V249H63ZM92 248H93V247H92ZM114 248H115V247H114ZM122 248H123V249H122ZM186 248H185V250H186ZM11 249H12V248H11ZM11 249H10V250H11ZM14 249H15V250H11V251H13V252L10 251V252L12 253V254H11L12 258H13V257L16 258V257H17V254H19L18 256H20V253H18V250H16V248H14ZM62 249H60V250L62 251ZM71 249H73V248H71ZM74 249H80V248H74ZM93 249H94V248H93ZM93 249H92V250H93ZM99 249L102 250L103 248L100 247ZM137 249H138V248H136V249H134V250H135V251L140 250V246H139V249H138V250H137ZM235 249H236L237 253H236L234 250H233V251L231 250V252H233V253L235 252L234 255H236V254H238V255L234 256L235 258H232V259L230 260L229 263H231V264H244V263H245V260H244V257H242L243 254H242L241 251H240V245L237 246ZM20 250H22V249H20ZM23 250H24V249H23ZM23 250H22V251H23ZM52 250H53V248H52ZM67 250H69V249L67 248ZM67 250H66V251H67ZM124 250H125V252H126V251L128 252V250H126V249H124ZM185 250H184L183 252L186 253ZM6 251H8V250H6ZM22 251H21V252H22ZM46 251H47V250L44 249V252H45V253H47ZM49 251H50V248H49ZM69 251H70V250H69ZM69 251H68V252H69ZM77 251H78V250H77ZM116 251L113 250V254H115V255H121L120 253H117ZM176 251H179V250H176ZM180 251H181V250H180ZM79 252H80V250H79ZM157 252H158V250H156V253H157ZM194 252L197 253L196 251H193V253H194ZM243 252H244L246 255H248L249 250H244ZM254 252H255V251H254ZM33 253H34V249H33ZM195 253H194V254H195ZM200 253H201V252H200ZM263 253H264V252H262V254H263ZM34 254H35V253H34ZM42 254H43V253H42ZM69 254H70V257H71V256H72V252L70 251ZM173 254H174V253H172V256H171V257H173ZM203 254H204V253H203ZM13 255H15V256H13ZM47 255H48V254H47ZM47 255H41V256L43 257V256H47ZM82 255L84 256L83 252H82ZM110 255H112V254H110ZM168 255H169V254H168ZM168 255H165V256H168ZM175 255H176V254H175ZM232 255H233V254H232ZM232 255H231V256H232ZM11 256H10V257H11ZM39 256H40V255H39ZM83 256H82V257H83ZM108 256H109V255H108ZM259 256H260V255H258L257 257L260 258ZM32 257H33V259H34V255H33ZM32 257H30V258H32ZM48 257H49V256H48ZM51 257H52V256H51ZM63 257H65V255H63ZM85 257H86V258H89V256H88V257L85 256ZM85 257H83V258H85ZM114 257H115V256H114ZM116 257H117V256H116ZM116 257H115V258H116ZM174 257H175V256H174ZM186 257H187V256H186ZM199 257H200V256H199ZM199 257H197V259H198ZM228 257H229V253H228ZM257 257H256V258H257ZM15 258H13L14 261H12V262H15V263H16ZM28 258H29V256H28ZM36 258H38V257L36 256ZM57 258H58V257H57ZM68 258H69V257H68ZM72 258H73V256H72ZM93 258H95V257H93ZM115 258H114V259H115ZM138 258H139V257L137 256V259H134V262H135V260H138ZM189 258H190V257H189ZM193 258L196 259V254H195V256L193 255ZM262 258H263V257H262ZM43 259H46V258L43 257ZM49 259H52V258H49ZM54 259H55V258H53L52 260H53V263L55 264ZM103 259H104V258H103ZM116 259H117V258H116ZM169 259H170V262H171V258H169ZM228 259H229V258H228ZM6 260H7V259H6ZM20 260H21V258H20ZM20 260H18V264H19V262H21ZM38 260H39V258H38ZM52 260H50V261H52ZM56 260H57V259H56ZM71 260H72V259H71ZM81 260H82V259H80V261H81ZM84 260H85V259H84ZM84 260H82V261H84ZM140 260H141V259H140ZM167 260H168V259H167ZM198 260H199V259H198ZM202 260H203L202 257L200 258V260L198 261V263H197V262H192V261H187V260H183V261L178 260V263H177V264H199L200 262L203 264ZM250 260H251V259H250ZM252 260H253V259H252ZM252 260H251V261H252ZM260 260H261V258H260ZM262 260H264V259H262ZM0 261H1V258H0ZM32 261H33V260H32ZM32 261H31V262H32ZM42 261H43V260H42ZM42 261H41V264H42V263L44 264L45 261H44V262H42ZM69 261H70V260H69ZM117 261H118V259H117ZM141 261H142V260H141ZM164 261H166V260H164ZM23 262H24V261H23ZM48 262H49V260H48ZM62 262H63V260H62ZM5 263H7V262H5ZM8 263H9V261H8ZM36 263H38V261L34 262L33 264H36ZM45 263H46V262H45ZM69 263H70V262H69ZM106 263L108 264L109 261H107ZM117 263L119 264L120 261H118ZM117 263H116V264H117ZM127 263H128V262H127ZM138 263H140V262H138ZM168 263H169V262H168ZM11 264H14V263H11ZM16 264H17V263H16ZM25 264H26V262H25ZM47 264H49V263H47ZM81 264H82V263H81ZM128 264H130V263H128ZM132 264H133V263H132ZM134 264H136V263H134ZM141 264H142V262H141ZM154 264H160V261H156ZM165 264H166V263H165ZM175 264H176V263H175ZM205 264H206V263H205ZM252 264H255V263H252Z\"/></svg>","mask_w":264,"mask_h":264}]
</instances>
